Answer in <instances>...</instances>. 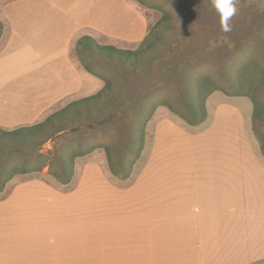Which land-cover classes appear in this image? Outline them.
<instances>
[{
	"label": "crops",
	"instance_id": "obj_1",
	"mask_svg": "<svg viewBox=\"0 0 264 264\" xmlns=\"http://www.w3.org/2000/svg\"><path fill=\"white\" fill-rule=\"evenodd\" d=\"M107 2L29 0L26 21H14L0 55V129L42 123L82 91L78 31ZM13 50L30 54L20 72L4 66ZM207 121L183 127L164 116L157 123L138 172L143 188H56L33 171L0 173V264H264L259 144L236 105ZM0 149L9 164L11 148Z\"/></svg>",
	"mask_w": 264,
	"mask_h": 264
},
{
	"label": "rangeland",
	"instance_id": "obj_2",
	"mask_svg": "<svg viewBox=\"0 0 264 264\" xmlns=\"http://www.w3.org/2000/svg\"><path fill=\"white\" fill-rule=\"evenodd\" d=\"M124 1L117 5L116 0H108L95 6L90 16L93 25H83L77 36L89 35L102 45L136 50L168 14L169 19L161 21L163 24L150 35L148 41L155 44L154 49L137 65H123L90 51L78 55L75 50L73 54L81 62L84 79L82 91L66 99L62 106L99 93L106 81L111 82V90L97 107L90 111L83 109L81 116L73 115L65 133L54 136L42 148L32 144L11 148L9 164L2 160L0 153V173L6 174L13 169L21 171L26 166L37 168L42 161L38 157L40 153L47 156L46 161L54 159L56 163L52 169L60 171L59 157L71 152H86L75 159L74 176L69 185L62 186L48 175V166L33 173L32 177H42L56 188H75L80 182L86 183L85 188H143L146 182H138V172L148 160L157 123L168 116L183 127L188 125L170 107L182 116H189L188 88L195 86L199 91L198 84L204 85L202 94L216 89L206 97L205 107L210 115L206 119L212 121L218 109L226 111L232 105L240 107L246 117L248 135L259 144L264 157V115L256 122L251 116L253 101L245 96L254 89V95L264 101V85L256 89L258 84L264 83V0H235L236 14L229 21L231 30L228 32L222 30L211 0H142L145 4L138 0ZM28 2L0 0V20L4 24L0 55L9 49L8 38L14 21H26ZM81 7L85 12L90 11L86 3ZM124 18H128L126 22L130 28L126 33L122 32V26H126ZM106 26L109 29L102 30ZM13 51L3 57L4 66L12 72L15 69L20 72L25 64L23 60L29 59L30 54L17 55ZM57 70L54 68L53 72H60ZM22 73L25 72L19 75ZM33 88L37 87L31 85ZM236 92L242 96H236ZM207 120L204 125L209 122ZM143 125L144 146L134 161L141 146L139 137ZM105 147L110 148L112 167ZM112 169L120 175L128 170L130 176L126 179L116 176Z\"/></svg>",
	"mask_w": 264,
	"mask_h": 264
},
{
	"label": "trees",
	"instance_id": "obj_3",
	"mask_svg": "<svg viewBox=\"0 0 264 264\" xmlns=\"http://www.w3.org/2000/svg\"><path fill=\"white\" fill-rule=\"evenodd\" d=\"M141 4H145L142 0H138ZM169 19L168 14H165L162 19L156 24L153 31L148 35L146 40L142 43V45L136 50H124L112 45H102L96 41L95 38L91 36H83L77 42L76 51L78 55H81L83 51H90L95 55H99L102 57H107L114 62L121 63L123 65L130 64V65H137L145 59L147 53L154 49L155 44L151 41H148L150 35L153 34L156 27H160L163 23L161 21H166ZM4 32V24L0 20V41L2 39ZM248 67V66H246ZM87 70H90L86 67ZM245 69V67H243ZM91 71V70H90ZM92 72V71H91ZM245 70L242 73H239V78L242 77ZM253 82V81H251ZM198 84V83H197ZM253 85V84H251ZM260 89L264 83L258 84ZM200 86L199 91L197 87L194 88L193 86L189 85V95H190V104L187 107L190 114L189 116H182V114L176 112L172 107H170L171 111L176 114H179L186 123L190 126H198L203 123L208 114L205 107V100L207 95L211 94L214 89L209 90L206 94H202V86L203 84H198ZM111 82L106 81L104 88L97 94L86 97L74 102H71L65 108L55 112L51 116H49L44 122L39 123L34 126L30 127H22L14 131H4L0 129V146L6 148H22L26 144H32L36 148H42L44 144H46L49 140H51L54 136H61L65 133L66 126L73 120V115L81 116L83 113V109L90 111L93 107H97L103 101L104 96L111 90ZM254 89L251 92L247 93L245 96L248 97L253 101V118L254 120L260 121L263 119L264 115V101L258 99L254 95ZM237 93V92H236ZM236 96H240L241 94L237 93ZM242 96V95H241ZM144 125L140 133L139 141H140V148L137 151L136 157L134 159L137 160L142 152L144 146ZM105 150L108 154L109 161L110 159V148L105 147ZM86 152H71L66 156H61L58 159V164H60V171H56L52 169L54 163V159L50 161H46L47 156L44 153L39 154V158L42 160L40 165L37 168L30 169L27 167L23 168L24 171H33L35 173L41 172L45 167H49L48 175L54 177L58 182L62 185L69 184L74 176V166H75V159L77 157L85 155ZM134 163V162H133ZM131 162V164H133ZM123 164V163H122ZM124 165V164H123ZM112 167V163H111ZM113 170V169H112ZM13 172H11L12 174ZM113 174L116 176H122L123 178H128L130 176V171H126L124 175H120V173L113 170ZM1 178V174H0ZM46 180V179H45ZM5 182H2V188L4 187Z\"/></svg>",
	"mask_w": 264,
	"mask_h": 264
},
{
	"label": "clouds",
	"instance_id": "obj_4",
	"mask_svg": "<svg viewBox=\"0 0 264 264\" xmlns=\"http://www.w3.org/2000/svg\"><path fill=\"white\" fill-rule=\"evenodd\" d=\"M220 17V24L223 31L231 30L229 21L236 14L235 0H211Z\"/></svg>",
	"mask_w": 264,
	"mask_h": 264
}]
</instances>
